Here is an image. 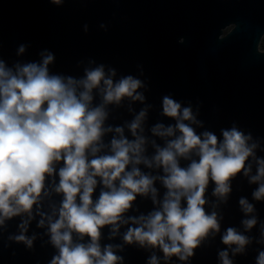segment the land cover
Wrapping results in <instances>:
<instances>
[{
  "label": "clouds",
  "instance_id": "clouds-1",
  "mask_svg": "<svg viewBox=\"0 0 264 264\" xmlns=\"http://www.w3.org/2000/svg\"><path fill=\"white\" fill-rule=\"evenodd\" d=\"M65 2L49 0L57 7ZM99 27L107 31L108 25ZM237 28L227 24L217 39ZM28 47L20 44L15 55L24 56ZM256 52L264 55V34ZM38 56L10 65L0 54L4 248L23 243L33 249L40 239L42 247L55 249L48 264H126L120 253L137 246L150 253L146 264H192L196 249L219 235L225 246L217 252L219 264H236L253 244L260 246L255 264H264V220L247 197L238 198L242 230L221 232V205H229L234 181L255 185L252 201L264 203V155H258L264 138L236 122L219 135L207 130L198 119L202 102L193 105L170 93L162 96L158 113L167 120L149 124L155 105L148 102L142 65L138 75H118L112 65L87 57L76 63L82 74L72 75L52 70L54 52L44 49ZM120 109L132 118L110 123L120 119ZM138 197L150 200V211H140ZM14 221L16 231L10 232ZM33 222L43 231L29 235ZM117 237L121 243L111 242Z\"/></svg>",
  "mask_w": 264,
  "mask_h": 264
},
{
  "label": "water",
  "instance_id": "water-1",
  "mask_svg": "<svg viewBox=\"0 0 264 264\" xmlns=\"http://www.w3.org/2000/svg\"><path fill=\"white\" fill-rule=\"evenodd\" d=\"M101 23L108 25L107 31L99 27ZM229 23H237V30L219 41L220 30ZM84 24L89 26L87 33ZM262 34L264 0H66L62 7L49 0H0V54L10 65L17 59L38 60L44 49L56 55L53 71L72 75L82 74L76 63L81 59L86 63L87 57L112 65L118 75H138L136 66L142 65L151 88L146 93L148 102L155 105L149 124L167 120L158 113L162 96L170 93L193 105L201 101L198 119L218 135L220 128L236 122L254 137L264 138V55L256 52ZM22 43L29 47L24 56L17 57ZM134 107L138 110L141 105L137 102ZM119 111L120 119L110 123L132 118L125 109ZM157 187L162 194L163 188L158 183ZM255 187L246 180L233 182L229 205H221L225 213L221 232L229 226L241 228L240 196L255 203L264 220V203L251 198ZM137 203L141 212L152 208L150 200L138 197ZM9 231H16L15 221ZM33 231L43 230L33 222L28 234ZM251 234L258 235L257 229ZM111 242L122 241L117 237ZM41 245L40 239L33 249L23 243L4 248L0 243V264H48L55 249ZM224 247L218 235L196 249L192 264H219L217 252ZM258 247L253 244L247 256H237L236 264H255ZM120 254L126 264H146L150 255L137 246H126Z\"/></svg>",
  "mask_w": 264,
  "mask_h": 264
}]
</instances>
